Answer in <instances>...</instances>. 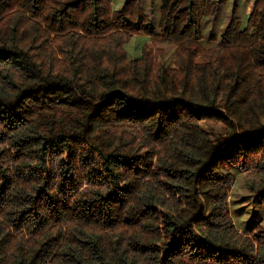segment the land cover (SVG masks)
Listing matches in <instances>:
<instances>
[{
	"label": "trees",
	"instance_id": "trees-1",
	"mask_svg": "<svg viewBox=\"0 0 264 264\" xmlns=\"http://www.w3.org/2000/svg\"><path fill=\"white\" fill-rule=\"evenodd\" d=\"M236 2L0 0V264H264L230 210L242 173L264 208V0Z\"/></svg>",
	"mask_w": 264,
	"mask_h": 264
},
{
	"label": "rangeland",
	"instance_id": "rangeland-1",
	"mask_svg": "<svg viewBox=\"0 0 264 264\" xmlns=\"http://www.w3.org/2000/svg\"><path fill=\"white\" fill-rule=\"evenodd\" d=\"M113 4H118L120 0H111ZM246 0H237L238 6L242 7L246 5V12L250 10V5L252 2L248 3L245 2ZM236 2V3H237ZM234 0H227L226 5L221 9L223 15H220V19L218 20V24H225L228 21V15L232 8ZM246 3V4H245ZM150 48L153 50L154 55L158 56V53L155 51L153 46L149 44ZM173 50L168 48L167 49V56L172 55ZM243 173L238 174L236 177L235 184L230 192V210L233 216V221L238 230L243 232L247 229L246 225L248 221H250L252 228L254 226H260L264 230V208L259 206L257 203L251 202L252 193L246 187L244 180H243ZM252 210L256 211V218H252L250 214Z\"/></svg>",
	"mask_w": 264,
	"mask_h": 264
}]
</instances>
